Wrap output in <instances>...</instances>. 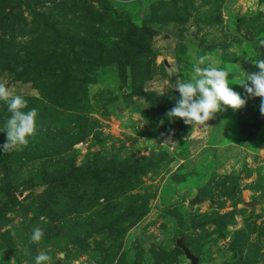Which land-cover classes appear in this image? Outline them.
I'll return each mask as SVG.
<instances>
[{
  "label": "rangeland",
  "instance_id": "374dc122",
  "mask_svg": "<svg viewBox=\"0 0 264 264\" xmlns=\"http://www.w3.org/2000/svg\"><path fill=\"white\" fill-rule=\"evenodd\" d=\"M261 41L264 0H0V82L37 111L0 153V264H190L180 239L199 264H264V116L239 85ZM205 55L245 105L167 120Z\"/></svg>",
  "mask_w": 264,
  "mask_h": 264
},
{
  "label": "clouds",
  "instance_id": "9594fccd",
  "mask_svg": "<svg viewBox=\"0 0 264 264\" xmlns=\"http://www.w3.org/2000/svg\"><path fill=\"white\" fill-rule=\"evenodd\" d=\"M264 44V41H261ZM258 72H245L241 74L239 85L249 97H259V112L264 116V59L253 62ZM193 75L188 78H179L174 82V89L179 96L175 105L165 113L169 121L180 118L185 125H205L206 121L213 119L216 113L226 108L233 110L242 108L246 100L235 91L228 80V72L216 66L209 56H199L192 63ZM0 101L7 106L11 114L4 123L0 132L6 133V142L0 145V153L11 151L17 146L28 143L36 127L37 111L34 108L22 111L27 101L22 95H13L3 82H0ZM163 123V121H161ZM43 230L33 229L30 239L39 242ZM34 264H49L51 257L46 252H40L33 258Z\"/></svg>",
  "mask_w": 264,
  "mask_h": 264
},
{
  "label": "water",
  "instance_id": "95a60500",
  "mask_svg": "<svg viewBox=\"0 0 264 264\" xmlns=\"http://www.w3.org/2000/svg\"><path fill=\"white\" fill-rule=\"evenodd\" d=\"M199 202H200V200L197 197L194 200H191L190 204L191 205H196ZM177 245H178L179 248L182 249V251L184 252L185 257L189 260L190 264H199V259L196 256H194L193 254H191L190 251L183 244V239L178 240L177 241Z\"/></svg>",
  "mask_w": 264,
  "mask_h": 264
}]
</instances>
